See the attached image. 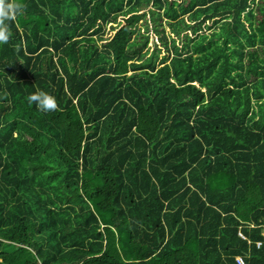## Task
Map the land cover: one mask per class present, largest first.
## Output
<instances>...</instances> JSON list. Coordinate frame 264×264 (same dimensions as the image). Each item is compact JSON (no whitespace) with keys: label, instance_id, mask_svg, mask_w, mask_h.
I'll return each mask as SVG.
<instances>
[{"label":"trees","instance_id":"16d2710c","mask_svg":"<svg viewBox=\"0 0 264 264\" xmlns=\"http://www.w3.org/2000/svg\"><path fill=\"white\" fill-rule=\"evenodd\" d=\"M23 3L0 45V264H264V0Z\"/></svg>","mask_w":264,"mask_h":264},{"label":"clouds","instance_id":"9594fccd","mask_svg":"<svg viewBox=\"0 0 264 264\" xmlns=\"http://www.w3.org/2000/svg\"><path fill=\"white\" fill-rule=\"evenodd\" d=\"M25 7L23 0H0V45L9 43L12 37L9 22L22 15ZM26 99L28 104L35 105L43 113L60 110L56 98L40 89L29 94Z\"/></svg>","mask_w":264,"mask_h":264},{"label":"rangeland","instance_id":"374dc122","mask_svg":"<svg viewBox=\"0 0 264 264\" xmlns=\"http://www.w3.org/2000/svg\"><path fill=\"white\" fill-rule=\"evenodd\" d=\"M170 12H171V15H174L175 14L174 9L173 10L170 9ZM116 28H119V27H116ZM115 31H116V29H109V27H107V31H106L104 37H109L110 35H113L115 33ZM207 32H210V30H207ZM151 35L149 36V43L150 42H153L155 40V36L153 34H151Z\"/></svg>","mask_w":264,"mask_h":264},{"label":"built area","instance_id":"2783aa9c","mask_svg":"<svg viewBox=\"0 0 264 264\" xmlns=\"http://www.w3.org/2000/svg\"><path fill=\"white\" fill-rule=\"evenodd\" d=\"M236 260L238 264H246L244 259L241 256H236Z\"/></svg>","mask_w":264,"mask_h":264}]
</instances>
